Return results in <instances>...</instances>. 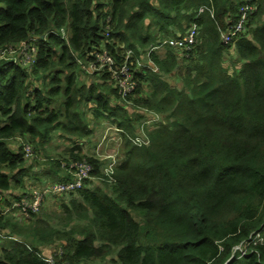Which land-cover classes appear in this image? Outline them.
<instances>
[{
  "label": "trees",
  "instance_id": "trees-1",
  "mask_svg": "<svg viewBox=\"0 0 264 264\" xmlns=\"http://www.w3.org/2000/svg\"><path fill=\"white\" fill-rule=\"evenodd\" d=\"M243 1L0 0V49L39 39L31 69L0 59V206L9 204L6 195L26 188L30 175L23 150L8 141L25 136L43 147L56 131L87 139L94 131L82 104L119 134L121 153L93 157L76 147L62 156L65 163L92 165L91 179L64 203L63 219L74 225L37 215L21 222L0 218L13 238L4 241L0 264H47L38 254L60 246L56 260L66 264L109 257L113 264H264V244L248 242L254 232L264 236V0H254L257 11L230 67V46L220 39ZM211 4L214 18L199 14ZM193 23L201 35L184 59L170 49L165 56L151 53L162 73L147 69L140 76L133 107L164 120L147 127L149 144L137 145L132 138L141 116L115 104L121 99L106 74L103 84H80L77 59H89L102 45L118 59L123 46L145 54ZM182 66V85L175 87L164 74ZM40 77L42 87L34 84ZM112 160L114 173L105 175ZM62 162L40 172L39 182L70 181ZM95 178L112 179V190L92 187ZM242 243L246 255L232 257Z\"/></svg>",
  "mask_w": 264,
  "mask_h": 264
},
{
  "label": "built area",
  "instance_id": "built-area-1",
  "mask_svg": "<svg viewBox=\"0 0 264 264\" xmlns=\"http://www.w3.org/2000/svg\"><path fill=\"white\" fill-rule=\"evenodd\" d=\"M208 11L212 18L215 17V8L213 4L210 7H202L199 10V14ZM257 11V5L254 4V0H244L242 6L239 9L238 15L233 19H229L226 22V30L220 33V38L223 44L230 46L228 52H226L227 58L229 56L237 57L236 54V42L237 40L247 32V23L250 16ZM110 18H108L109 21ZM201 28L197 23H193L183 35H177V37L162 38L158 41L157 46L147 50L146 53L136 54L132 49L122 47L123 52L121 58H116L106 46L102 45L94 52H91L89 59H77L78 67L80 69L79 79H83L85 76L89 78V82H97L103 84V78L106 74L108 76L107 83L116 91L117 96L121 100H116L122 105L127 104L130 107L131 112L137 113L141 116L140 125L137 130L135 138L132 141L137 145L149 144L147 136L148 129H153L163 119V117L150 110L144 109L141 111L139 108L133 107L130 98H132L138 86L140 84V76L146 73L147 69H150L156 73H159L158 65L153 61L151 53H159L162 50L170 49L175 52L178 59H182L183 55L191 51L198 44L199 37L201 35ZM63 37L69 39V30L66 29L62 33ZM106 37H109V28H107ZM38 41L39 39H30L28 41H22L16 45L8 46L4 49H0V59L12 60L15 63H19L23 66L32 68L38 55ZM181 52L182 54H180ZM148 61V62H147ZM148 92V89H145ZM123 100V101H122ZM128 103H126V102ZM162 117V119H161ZM25 137V136H19ZM22 150L25 158H29L33 155V147L30 142H21ZM102 149L99 147L96 149V154H99ZM111 156H107L109 158ZM62 165L67 168L68 174L71 175V180L65 183H49L44 186H35L29 188L26 194H22L19 200L13 202L10 207L0 206V218H10L13 221H25L30 216L38 215L44 202L47 198L52 196L72 194L73 192L84 188L85 182L91 179L92 165L84 159L81 162H62ZM116 163L114 160L103 169L105 175H111L114 173ZM109 182L113 183L112 179ZM13 239L10 237V233L0 228V257L2 255V246L4 241ZM15 239V238H14ZM17 240V239H15ZM249 244H264V236L262 231L254 232L249 238ZM244 243L236 246L233 250L232 257L236 252H240L245 256ZM63 248L57 247L54 251L47 255L38 254L47 264H66L59 263L57 259H61L63 255Z\"/></svg>",
  "mask_w": 264,
  "mask_h": 264
},
{
  "label": "rangeland",
  "instance_id": "rangeland-1",
  "mask_svg": "<svg viewBox=\"0 0 264 264\" xmlns=\"http://www.w3.org/2000/svg\"><path fill=\"white\" fill-rule=\"evenodd\" d=\"M165 51L166 50H162L159 52V54L162 56H165V54H166ZM179 53L182 54L181 52H179ZM183 59L184 58L180 59L179 61H182ZM234 61H235V58L233 56H229L228 58L225 59V65L230 67L233 65ZM182 69H183V66L181 68H179L178 70H176L175 72H173L172 74H164V78H166L173 86L180 87L182 85V82H181ZM159 73H162L160 68H159ZM147 74L148 73H145V75H147ZM42 79H43V77H40L38 80L35 79L34 84L36 86L42 87V84H41ZM88 80H89V78H87L85 76L83 79H79V83L80 84H88ZM82 106H83L84 112L86 114L90 115V120H91V122H93L96 119V117H94L92 115V112L89 111L88 105L82 104ZM140 110L144 111V109H140ZM132 113L137 114L135 112H132ZM161 119H162V117H161ZM137 130H138V128H137ZM109 131L111 132L112 130H108V132ZM56 132H59V131H56ZM87 139L89 140V138H87ZM22 140L25 142H30V144L33 147V155L26 159V164L30 167V175L26 179L33 182V185L39 184V186H44V185H47L49 183H53V182H50L49 180H46V179H41L40 182L39 181L37 182L36 180H37V177L39 175V172L33 171L32 169H33V167H37V168L42 167V169H48L49 167L51 168L55 162H59V161L62 162V160H61L62 156H58L57 153L56 154L48 153L46 151V149L44 148V146L43 147L40 146L38 144V142L30 141L27 137H15V138L8 141V145L14 151H18L20 149L22 150V148H23L21 145ZM97 142L99 143V140ZM45 155H47V158H44ZM120 157H121V154H120ZM54 169H56V166H54ZM61 169L63 170L62 174L68 173L67 168L64 167L63 165H61ZM26 179H25V183H26ZM105 182H107V184ZM54 183H58V182H54ZM89 183L92 187L103 186L106 190L107 189L109 191L112 190V183L109 182V180L103 181L101 179L95 178L94 180L90 181ZM16 191H18V190H15V192ZM19 192H21V191H19ZM20 194H16L15 196H18ZM71 200H72V194H64V195L49 197L44 202L39 214L37 215V217L40 216V218L45 219L47 221H51L58 226H62L64 228H70L72 225H74L75 222L66 223V221L63 218H65L64 203H65V205H68V204H70ZM13 202H16V201L13 198H10L9 199V205H4V207H10ZM134 215L136 216V218L138 220H141V218H139V216L136 213H134ZM60 247H62V246H60ZM82 264H113V262H111V258L109 257L106 260L92 259L89 261H85Z\"/></svg>",
  "mask_w": 264,
  "mask_h": 264
},
{
  "label": "crops",
  "instance_id": "crops-1",
  "mask_svg": "<svg viewBox=\"0 0 264 264\" xmlns=\"http://www.w3.org/2000/svg\"><path fill=\"white\" fill-rule=\"evenodd\" d=\"M103 121L104 120H99V121L94 120L92 122L91 126L93 128L94 133L92 132V135L89 137V140L86 138L85 139H70V138L63 136L62 133L55 132L50 142L44 145V148L46 149L48 153H51V154L57 153L58 156H64L70 149L79 147L84 154L88 156L96 157L98 155L96 154V149L100 147L102 149V154L105 157L107 156H111L115 158H117V156L120 157L121 153L118 150V145H117L119 134H117L114 128L108 126ZM108 130H112V131L108 132ZM98 140H99V143L97 142ZM44 158H47V155H45ZM32 170L38 171L40 173L44 170L48 172V170L50 171L52 169L50 167L48 169H42V167H39V168L33 167ZM36 181L38 182L39 179H37ZM25 185H26V188H24L25 190L20 189L14 192L13 196L6 195L5 198H7V200L9 198H18L24 192H26L28 188L35 186L33 185V182H31L28 179H26ZM16 194H20V195L15 196Z\"/></svg>",
  "mask_w": 264,
  "mask_h": 264
},
{
  "label": "clouds",
  "instance_id": "clouds-1",
  "mask_svg": "<svg viewBox=\"0 0 264 264\" xmlns=\"http://www.w3.org/2000/svg\"><path fill=\"white\" fill-rule=\"evenodd\" d=\"M221 39V38H220ZM237 59V57H235V60ZM28 191L24 192L23 194H26ZM21 198V196H19V198H13L15 201L16 200H19ZM10 199V198H9ZM9 199H8V202H9ZM9 205V204H8Z\"/></svg>",
  "mask_w": 264,
  "mask_h": 264
},
{
  "label": "bare ground",
  "instance_id": "bare-ground-1",
  "mask_svg": "<svg viewBox=\"0 0 264 264\" xmlns=\"http://www.w3.org/2000/svg\"><path fill=\"white\" fill-rule=\"evenodd\" d=\"M248 27V26H247Z\"/></svg>",
  "mask_w": 264,
  "mask_h": 264
}]
</instances>
